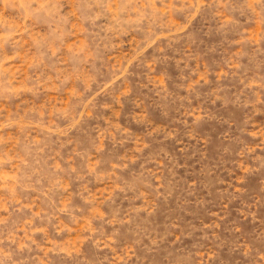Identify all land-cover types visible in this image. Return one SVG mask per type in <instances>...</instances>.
Wrapping results in <instances>:
<instances>
[{"label": "rangeland", "instance_id": "rangeland-1", "mask_svg": "<svg viewBox=\"0 0 264 264\" xmlns=\"http://www.w3.org/2000/svg\"><path fill=\"white\" fill-rule=\"evenodd\" d=\"M0 264H264V0H0Z\"/></svg>", "mask_w": 264, "mask_h": 264}]
</instances>
